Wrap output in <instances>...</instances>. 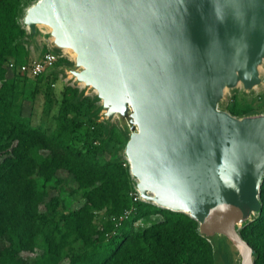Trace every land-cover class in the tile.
I'll return each mask as SVG.
<instances>
[{
	"label": "water",
	"instance_id": "95a60500",
	"mask_svg": "<svg viewBox=\"0 0 264 264\" xmlns=\"http://www.w3.org/2000/svg\"><path fill=\"white\" fill-rule=\"evenodd\" d=\"M24 24L48 27L107 122L122 119L140 199L197 220L217 264L230 246L254 264L239 230L262 209L264 114L219 105L262 82L264 0H39Z\"/></svg>",
	"mask_w": 264,
	"mask_h": 264
},
{
	"label": "trees",
	"instance_id": "16d2710c",
	"mask_svg": "<svg viewBox=\"0 0 264 264\" xmlns=\"http://www.w3.org/2000/svg\"><path fill=\"white\" fill-rule=\"evenodd\" d=\"M35 1L0 0V264H217L197 220L135 200L127 132L100 121L98 98L71 84L56 97L61 70L74 66L61 50L43 48L59 58L41 76L9 68L34 59L22 20ZM227 111L264 114V95L235 94ZM260 201L239 230L254 264H264V181Z\"/></svg>",
	"mask_w": 264,
	"mask_h": 264
},
{
	"label": "rangeland",
	"instance_id": "374dc122",
	"mask_svg": "<svg viewBox=\"0 0 264 264\" xmlns=\"http://www.w3.org/2000/svg\"><path fill=\"white\" fill-rule=\"evenodd\" d=\"M38 1L39 0H36L33 5H35ZM33 5H31V6H33ZM27 10H26V13H27ZM26 13H25V16H26ZM25 16L22 20V23H23L24 27L27 29L26 25L24 24ZM27 31H28L29 36H30L31 35L30 31L28 29H27ZM28 41H29L28 47L31 50L32 57L34 59L41 57V52L45 46L48 47L50 50H53L56 48L55 44H54V39L51 36V30L48 27L43 26V25L38 27L37 34L32 38L30 37L28 39ZM61 53H62L61 54L62 57L68 58L73 63L75 62V54L72 51L61 50ZM49 71H51V70H49ZM11 75H9V76H11ZM260 75L262 78V82L260 85L256 86L253 90L247 91L244 89L243 85H239L234 89L226 90L224 98L219 105V109L221 111L228 112L227 111V104L230 102L231 98L235 94H239L241 96H244L249 100L257 98L260 95H264V62L262 64V66L260 67ZM69 84L76 85V86L80 87V89H82L85 92V95H88L90 97H97L96 91L91 90V89L87 90L84 85L78 84L76 82V80L73 78V76L67 72L66 68H63L61 70L60 77H59V83H57L56 86L55 85L53 86V87H55L56 97L60 98L61 97V91H62L63 87L65 85H69ZM43 103H44V98H43V96H40L36 102L34 109H38V112H41L43 109ZM26 105L28 106V109H27L28 112L27 113H30L31 108H32V102H27ZM98 105L102 106V102L98 101ZM121 120H122L121 118L116 117L113 120L112 124L116 125L117 127H119L120 129L123 130V127L121 126L123 123L121 122ZM100 121H106V119L103 116V113H101V112H100ZM127 137L129 138V134H127ZM125 148H126V145H125ZM125 148H124V152H123V158L126 161L125 166H127V165L130 166V163H129L126 155H125ZM134 180L137 183L136 179H134ZM135 187H136V185H135ZM75 207H77V205H75ZM226 254H227V256L223 257L222 264H238L239 255L233 246H230L229 250H226ZM26 255L27 256H33L32 254H26ZM233 258H235V262H234Z\"/></svg>",
	"mask_w": 264,
	"mask_h": 264
},
{
	"label": "built area",
	"instance_id": "2783aa9c",
	"mask_svg": "<svg viewBox=\"0 0 264 264\" xmlns=\"http://www.w3.org/2000/svg\"><path fill=\"white\" fill-rule=\"evenodd\" d=\"M58 58V55L53 52H49L40 58L33 59L29 64H25L22 66H17L16 63L12 61L9 64V68L11 70L19 68L22 72L27 73L30 77H38L53 69ZM138 198L140 199V193H138L135 200H137ZM128 215L129 213L126 214L125 218H127Z\"/></svg>",
	"mask_w": 264,
	"mask_h": 264
},
{
	"label": "bare ground",
	"instance_id": "6f19581e",
	"mask_svg": "<svg viewBox=\"0 0 264 264\" xmlns=\"http://www.w3.org/2000/svg\"><path fill=\"white\" fill-rule=\"evenodd\" d=\"M224 228L222 227L221 230H223ZM224 231V230H223ZM224 237V236H222ZM239 255V260H238V264H245V261L243 259V255L242 254H238Z\"/></svg>",
	"mask_w": 264,
	"mask_h": 264
}]
</instances>
